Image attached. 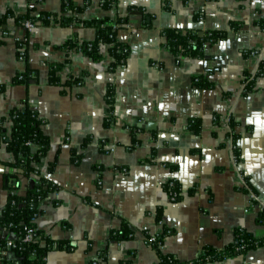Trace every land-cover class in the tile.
<instances>
[{
	"label": "crops",
	"instance_id": "1",
	"mask_svg": "<svg viewBox=\"0 0 264 264\" xmlns=\"http://www.w3.org/2000/svg\"><path fill=\"white\" fill-rule=\"evenodd\" d=\"M61 1L42 0L36 9L57 13ZM69 1L84 8L79 19L128 17L116 34L129 48L123 67L108 70L105 47L99 62L58 49L74 37L94 39V29L80 22L38 24L26 33L9 18L7 29L14 37L0 33V119L28 102L43 120L50 144L37 169L57 187L50 196L57 204L42 206L36 226L74 245L72 251L50 252L46 264H91L100 262L102 253L106 264H154L157 257L144 233L161 231L154 218L158 208L162 224L173 231L164 251L181 262L197 258L205 247L223 248L236 228L264 237V228L254 222L264 208V31L257 25L264 19V0H113L108 10L98 0L87 6L88 0ZM28 7L29 0H0V16L21 15ZM138 11L150 15L149 27H143ZM164 29L225 31L226 37L206 48L204 59L183 58L162 46ZM26 34V57L19 60L14 38ZM55 63H65L63 80L79 78L81 84L64 93L50 85L48 66ZM25 68L36 76L12 85ZM259 68L263 73L256 76ZM197 77L208 87H195ZM246 78L253 79L250 91L244 89ZM109 88L112 121L106 125ZM191 119L200 122L198 134L187 128ZM230 119L240 151L237 167L226 135ZM145 123L148 127H141ZM4 126L9 130L11 124ZM129 127L138 129L136 145ZM104 143L114 145V152H106ZM13 161L2 145L3 173ZM3 173L0 212L8 196ZM170 180L184 193L177 202L159 184ZM18 181L21 194L27 180L20 176ZM121 221L133 237L109 241ZM204 264H264V249Z\"/></svg>",
	"mask_w": 264,
	"mask_h": 264
},
{
	"label": "trees",
	"instance_id": "2",
	"mask_svg": "<svg viewBox=\"0 0 264 264\" xmlns=\"http://www.w3.org/2000/svg\"><path fill=\"white\" fill-rule=\"evenodd\" d=\"M98 2L101 8L108 10L113 0H98ZM88 4H90V0L87 1L86 6ZM83 9V7L73 5L69 0H62L59 11L57 13H49L37 11L36 7L33 6V0H29V7L24 14L12 15L11 12L7 11L0 16V33H9L10 30L7 29L9 18L13 20L15 26L18 28L22 27L25 22H31L34 27L38 24L42 26H69L72 23L80 22L83 27L94 29V39L87 42H79L74 37L58 46V49L66 53L69 51L82 53L94 62H99L102 57L101 48L105 47L111 58L108 70L112 72L117 68L123 67L126 63L129 48L117 40L116 34L127 23L128 17L116 19L103 17L83 20L77 17ZM197 16H195L196 21L198 20ZM150 18L149 14L143 13L141 15L144 28L149 27L150 24L146 20H150ZM257 25L264 31V19H260ZM25 36L28 38V34ZM161 36L163 38L162 46L175 56L204 59L206 48L223 41L226 37V32L164 29ZM15 42L17 58L22 56V60H24L28 40L25 42ZM19 49H22V54L19 53ZM64 66L65 63L50 64L47 73L49 84L60 88L61 93H64L66 89H70L74 85L81 84L79 78L68 77L65 80L62 79L61 72ZM262 73V68H259L256 76ZM32 76H36V73L25 68L23 72L13 76L11 84H26ZM252 80L251 78L245 79V91H250ZM193 85L197 88L208 87V84L202 77L195 78ZM111 93L109 88L106 95V103L108 105V113L105 119L107 121L106 125H108V121H112V117L110 116ZM7 121L11 124L9 130L4 126ZM42 125L43 120L40 118L37 109L28 102H25L20 108H12L6 119H0V147L3 145L7 152L11 153L14 157L13 163L7 164L3 173V184L8 191V196L7 202L0 212V264H46L45 260L50 252L72 251L74 249V245L70 241L50 238L46 232L38 229L35 223V219L45 203L51 202L54 205L57 204L55 199L52 200L50 198L57 191V187L37 169V164L45 156L50 147L49 140L43 134ZM233 127V122L230 119L226 135L231 137L233 145H236ZM187 128L195 134L201 131L198 120L191 119L188 122ZM137 131L136 127H129L133 145L138 143L135 137ZM101 146L103 148V144ZM234 154L240 160L238 151H234ZM175 169L173 166L170 167V170ZM20 176L27 180L25 190L21 194L18 193V179ZM244 180L245 186L248 187L247 179ZM179 188L178 183L173 181L172 189L170 190L178 191ZM164 190L169 191V187L165 185ZM247 190L249 191V188ZM181 198L178 197L176 202ZM154 218L161 225L160 234L156 235L154 240H151L150 234L148 232L144 233V241L154 250L157 257V261L154 264H204L222 261L234 256H244L251 250L264 249V237L258 239L250 231L244 228H236L233 231L232 240L223 248L216 249L208 246L202 250L197 258L181 262L175 255L160 250L161 246L165 247V243L173 235V231L162 224L161 209H156ZM254 222L257 226L264 228V208H259ZM28 236H30V239H26ZM132 237L133 230L125 221H121L120 227L111 230L109 233V241H128ZM100 264H106L104 253L100 255Z\"/></svg>",
	"mask_w": 264,
	"mask_h": 264
},
{
	"label": "built area",
	"instance_id": "3",
	"mask_svg": "<svg viewBox=\"0 0 264 264\" xmlns=\"http://www.w3.org/2000/svg\"><path fill=\"white\" fill-rule=\"evenodd\" d=\"M38 4H41V0H33V6H37ZM34 25L31 23V22H25L23 24V26L21 27L23 31H25L26 33H30L33 29ZM114 29H115V26H114ZM3 36H9V37H14L13 36V33L11 31H9V33H4L2 34ZM15 41H21V42H25L27 41V37L24 36V37H20V38H14ZM19 53L22 54V49H19ZM19 60H22V56H19L18 57ZM42 65H45V64H42ZM152 66H154L155 68H159V66L157 64H152ZM230 147H231V150H232V160H233V165L234 166H238L239 164V160L237 159L236 155L234 154V151H238V153L240 152L238 147L236 145H231L230 144ZM114 148L115 146L114 145H108V144H103V149L106 150V152L108 153H113L114 152ZM240 154V153H239ZM173 181L174 180H170L168 182H165V183H159L160 184V187L164 189V186L167 185L169 187V191H166L168 196H169V199L172 201V202H176V199L178 197H182L183 196V191L181 190V188L178 189V191H173V190H170L172 189V185H173ZM97 184H101L100 182V178L97 179ZM252 198H254L253 194H252ZM50 199V198H49ZM161 231L157 232V233H154V234H150L151 236V240H154L155 239V236L160 234ZM26 239H30V236H28ZM146 243V241H145ZM147 244V243H146ZM160 250H164V246H161L160 247ZM91 264H100V262H93Z\"/></svg>",
	"mask_w": 264,
	"mask_h": 264
},
{
	"label": "water",
	"instance_id": "4",
	"mask_svg": "<svg viewBox=\"0 0 264 264\" xmlns=\"http://www.w3.org/2000/svg\"><path fill=\"white\" fill-rule=\"evenodd\" d=\"M136 15H139L141 16L142 15V12L141 11H138V12H135ZM148 123H145L144 125H142L141 127H144L146 126ZM148 127V125H147ZM0 173H3V166H0Z\"/></svg>",
	"mask_w": 264,
	"mask_h": 264
}]
</instances>
